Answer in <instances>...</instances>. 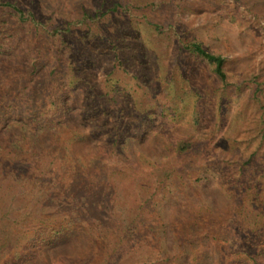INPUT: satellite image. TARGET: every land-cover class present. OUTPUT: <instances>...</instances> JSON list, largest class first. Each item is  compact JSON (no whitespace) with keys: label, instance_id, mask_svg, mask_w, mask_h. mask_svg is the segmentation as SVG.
I'll list each match as a JSON object with an SVG mask.
<instances>
[{"label":"rangeland","instance_id":"obj_1","mask_svg":"<svg viewBox=\"0 0 264 264\" xmlns=\"http://www.w3.org/2000/svg\"><path fill=\"white\" fill-rule=\"evenodd\" d=\"M195 44L224 58L225 79ZM89 105V145L37 143L43 108ZM253 258L264 264V0H0V264Z\"/></svg>","mask_w":264,"mask_h":264},{"label":"trees","instance_id":"obj_2","mask_svg":"<svg viewBox=\"0 0 264 264\" xmlns=\"http://www.w3.org/2000/svg\"><path fill=\"white\" fill-rule=\"evenodd\" d=\"M14 10L17 13L20 12L19 9L14 8ZM193 50H194V53H196L198 56L202 57L204 60L208 61L209 63H211L215 67V72L220 78H222V79L226 78V74L224 71L225 60L223 57L213 55V54L205 51L202 48V46L199 44L193 45ZM67 94H69V92ZM122 110L123 109H121V112H122ZM49 111H50V113L53 114V117L50 119H47V122L45 121L46 123L42 127L43 133L45 135H48V136L42 138L41 140L36 138L38 144H43V143L46 144V142H51V145L56 146L60 143V141L64 138V136L68 135L67 137H68V139H70L71 144L75 145L76 142L79 141V142H83L84 145H86V144H88L89 141H91V139L93 140L92 137L95 135V133L97 134V129L98 130L100 129V128H96L95 123H94L96 121H94V120L92 121V118L95 117V114L97 111V109L92 108V105H89L86 109H83L82 111L78 110V113H76V112L73 113V111L71 109H69L68 107H65V106H58V107L52 106L51 108L45 107L42 110V113H44L45 116L40 117L41 121H42V118L46 119V117H48L46 114H48ZM83 119L89 120L86 123L87 127L89 129L88 133H85L81 130V125L77 121V120H83ZM52 123L55 127L52 126ZM36 133L37 132H34L32 134H36ZM33 137H34V135H33ZM38 137H40V136H38ZM49 137H50V140H49ZM110 138H111V136H110ZM84 145H83V147H84ZM68 150L72 153L74 159H77L79 164H82L81 167H87V164H85V161H83L82 156L79 153H77L76 150H74L72 148H70V149L68 148ZM190 150H191V145L187 144V143L183 144L179 148V151L182 153H188ZM36 153L37 152H34L33 157H36ZM210 172H211V170H210ZM211 173H213V172H211ZM86 199H88V198H86ZM72 202H78V198L76 199L73 196ZM77 207H76L77 210H79V206H77ZM76 208L75 209L73 208L74 212L77 211ZM126 221H124V223H125L124 226L126 227V229L134 230V226L136 225V222H134V221L126 222ZM158 230L161 231V228H158ZM44 239H47V237H45ZM160 241H161V237H160ZM162 241L163 242L160 245L165 247L166 246V244L164 243L165 239L163 238ZM168 251L169 250H163V254L167 253ZM253 260L255 261L256 264H260L259 262H257V260L255 258H253Z\"/></svg>","mask_w":264,"mask_h":264}]
</instances>
